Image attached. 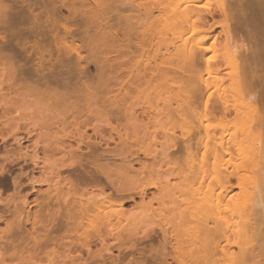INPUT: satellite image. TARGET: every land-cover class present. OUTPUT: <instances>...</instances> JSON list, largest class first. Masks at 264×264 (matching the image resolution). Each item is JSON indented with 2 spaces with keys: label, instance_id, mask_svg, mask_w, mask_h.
<instances>
[{
  "label": "bare ground",
  "instance_id": "bare-ground-1",
  "mask_svg": "<svg viewBox=\"0 0 264 264\" xmlns=\"http://www.w3.org/2000/svg\"><path fill=\"white\" fill-rule=\"evenodd\" d=\"M2 1L3 0H1V2ZM91 1L93 2L91 3L93 6L88 5L89 8H91L86 12H89L88 14L91 19L96 22L98 21L97 15L102 17L101 13L104 11V8L106 9L107 7L103 5L104 3L102 0L98 2L97 0ZM110 1H112V5H110L112 6V11L110 12L107 10L108 8L106 10L109 11V13H111L110 15H113V17L111 16V19L110 16H106V20L102 17V20L107 22L108 26L107 24L105 26L101 24L104 22L102 20L101 22L100 19L99 21L101 23L97 22L99 25L96 23L100 27V31L104 29L108 32L109 30L112 31L111 29L113 28L116 29V31H112V33L115 34H111L109 31L111 34L109 36V42L111 47L114 48H112L114 50L112 54L114 55L115 53L116 58L113 60V64H110L111 68L108 73L106 71H101L100 73L105 79L104 91L108 93L107 99L103 97L104 100L101 104L105 115L102 128L108 129L110 136L106 138L101 136L103 138L97 143L96 140L92 142L89 138H87V141L79 137V140L76 142H86L84 147L86 146V155H88V158H84V153L81 151L84 150L81 148L83 144H81V146L80 143L77 144L78 147H74L75 151L71 149L72 151L69 150L68 152L67 150L68 156H70L69 163L65 164L67 174L65 173L66 176L62 177L63 183L61 181L58 182V184L56 183L57 185L54 184L55 186L52 184L54 187L50 186L54 188L53 190L48 189V191L46 189V191L42 192L40 191L41 189L35 190L36 188H34L32 193L21 195L20 191L23 185L20 184L18 180H14L15 192L17 191L16 194L3 198L0 193V225H6L5 229L0 228V264H7V260H9L11 264H22V262H24V264H79V262H89L90 259L94 258L101 259L102 264H108L107 260L109 259L105 258L104 253H111V247L105 244L106 238H104V236L117 237L118 235L117 238L114 237L116 240L122 237L123 234L116 235L114 233L115 235H113V232L116 231L115 227L117 228V226L114 225H117L118 222L121 223L122 217L124 218L126 215L121 208V204L128 198L126 196H130L128 200L131 201L130 198L135 200L133 198H135L134 196L136 195L140 197L142 203L146 202L143 204L144 207L141 206L142 203L141 205H137L145 209L144 211H152L155 213L153 203H158V205L164 204L166 209L169 207L167 211L157 215L159 223L153 222L151 224L156 225L158 228L157 231L159 230L162 238L166 242H168L169 237L174 240V248H172L174 250L173 252L177 254L175 264H264V0H219L216 8L199 5L197 0H194V2H192V0H185L182 5L178 4L174 8L170 7V3L173 0ZM4 3V5H7L8 2ZM88 3L90 2L88 1ZM8 5L4 7L7 9ZM25 5L28 6V3ZM105 5L107 6V4ZM1 8L2 7H0L1 14L4 15L3 12L7 14L6 10ZM32 8L29 10L31 13L33 12ZM20 9L24 11V8ZM75 9L73 8V12ZM43 10L44 9L41 11ZM57 10L58 12L60 11L58 8ZM11 12L17 13L16 10L15 12L12 10ZM46 12L48 11L44 13ZM76 12H78L77 9ZM13 13L10 14L13 15ZM55 14H57V12ZM35 15H38V13ZM41 16H44V14ZM46 16H48V14ZM5 17H9V14ZM5 17L3 19V16H1L0 18L4 21H9L8 19L10 17L6 20ZM16 17L17 15L15 19L23 16ZM31 17L24 16L22 19L16 20H19V23H16V27L18 26L17 24L30 26L28 27L30 30L24 27L27 29L25 31H31L29 34L18 33L16 27H14L12 31H9L12 26H9V29H5L3 33H0V39L1 41L3 40L2 42L7 40L6 35H4L5 32L9 34L12 32L11 35L8 36H13L15 38L16 36L18 38L19 35L25 34L29 35V38L36 39L30 42V40H27L28 37L24 35L25 37L19 40L20 43H22V40L25 41L23 47H21L26 50V54L24 55L23 53H25V51H19L21 49L20 46H22L17 42L19 38H16V43H13V38L10 37V41L7 40L4 46L7 45L6 43H8V41L13 42L8 44L10 46H6V48L1 47L0 57L5 54V51L11 52L10 54L14 57L19 53V56L23 58L27 56L29 59L33 57V54L36 55L35 53H38L40 58H37L38 56L36 58L42 62H37V68H33L31 65L32 70L27 69L29 67L26 68L24 65H19L15 68L13 66L10 67L8 64L9 66L7 65L5 68L4 64H0L1 76H5L4 80L1 81V85L6 87H0V98H2L0 99V123H2L3 127L0 129V139L5 144L12 142L13 145H16L14 149L7 150L8 147L5 148L4 162H10L12 164L16 160H27L26 158H29L28 160L31 161V163L33 162L36 167H39L41 165L39 151L42 150V152L45 153L47 148L43 149L44 147H39V143L33 139V137H35L31 136V129L33 127H30V129L27 128L28 126L25 127V125L19 122L18 124H16L17 122L13 123L15 114L21 111L19 108H22L18 107V103L25 98V96H19L22 91H26L27 93L30 92V96L33 94H35V96H42L41 98L35 99V102L39 100L45 103V98L49 97L51 101L53 100L55 105L51 104V106L54 107L61 102L66 103H61L65 107L66 105L72 108H74V105L79 106L77 103L82 99L81 96H79L81 93L80 83L84 80L80 82L81 78L79 75L81 76L83 71H81L82 73L80 72L81 74L78 73V68L82 67L78 66V62L83 61L85 58H82L81 55L82 51H80V49H82V46L78 47L76 40L72 38L79 29L77 30L75 27H73V29L72 26L64 23L66 20L61 22L62 18L59 16L60 19L56 18L57 15L48 22L46 19H39L40 17L35 18L38 16H34L32 19ZM90 17H88V19H90ZM93 21L91 20V22ZM108 21L110 22L108 23ZM69 22H72V19ZM166 22L175 24L179 27L178 32L168 38L169 40L165 38L166 40L164 39V41L162 38L165 49H167L166 53L170 54L169 56H166V54H164V56L162 54V56H164V59L166 57L165 60H168L171 67H168L169 64H166L165 66L168 67V69L165 70L166 68L161 65H152L150 62L140 68L129 66L133 58L143 53L146 54V52L151 51L152 48L154 49L155 44L153 45L151 41V39H154V30L157 31L156 26L158 27L159 24ZM0 24V26H2V23ZM6 25H4V27ZM219 25L221 27L223 26V33L225 35V41L223 43L225 47V57L222 55L221 62L217 65L213 66L208 63L201 65V56L208 51L207 48H204L202 45L207 40L206 36L195 43L196 48L194 49L187 50L185 47H179L177 42L175 43V41L182 37L187 31L191 32L192 35L201 32L203 34H210L214 31V28ZM22 27H20L19 32ZM108 28L109 30H106ZM7 30L9 32H7ZM73 30L75 32H73ZM121 31L124 32L122 34L123 37L120 38L119 33ZM48 33L51 37H47ZM109 33L106 34L109 35ZM77 34L79 33L77 32ZM75 36L77 37V35ZM69 37L73 39L70 38V40H72L69 42L71 43L70 45L68 44ZM25 38H27V42ZM44 39H50L49 41L46 40L47 45L46 42H43ZM1 41L0 44L2 43ZM44 43L46 46L43 45ZM79 43L83 45L82 42ZM157 43L158 42H156V44ZM160 43L161 41L157 46H161ZM11 44L12 46L18 44L19 47H17V49L14 48L16 50L13 51L10 49L12 48ZM29 44L33 46H29L32 50L35 48L33 51L28 50ZM88 45L89 44H87V46ZM16 46L14 45L13 47ZM161 47L159 49H161ZM7 48H9V50H7ZM88 48L90 49V47ZM156 48L158 49V47ZM171 49L173 50L170 51ZM2 50L4 51L2 52ZM13 52L18 53L15 54ZM173 55H178V58L181 57L184 62L189 65L190 70L173 69L172 67L174 66L169 62ZM81 58L83 60H81ZM0 59L7 61V56H3V58ZM13 61L8 60V62L12 64L14 63ZM30 62L26 63L30 65ZM20 63L23 64L25 62ZM34 63H36L35 60L31 64ZM43 63H47V67L50 66L49 74H47L48 72L42 73L44 68L41 64ZM15 64L16 63H14V65ZM57 64L60 65V68H66L68 65H71L72 73L67 72V68V70L62 69V71L57 70V72H55ZM220 64L237 68V82L234 86L229 88V91L231 93L236 91L241 96V102H231V100H229L231 95L229 94L223 97L220 96L217 99H212V94L209 92L211 87L205 83L203 84V82H201L202 84L200 83L202 76L199 78L200 76L197 77V73L191 74V72L194 73L196 71L212 73L221 67ZM8 67L13 69L12 71L14 72L11 73V69ZM28 75L31 76V78H29ZM35 75H37V80L34 82L36 86L28 88L26 86L27 84H25L23 88L21 84L27 83L28 81L31 82ZM85 75H82L84 79L86 78ZM193 77H195V79H193ZM14 78L17 79L15 80ZM137 78L140 80L148 78V83L150 84L158 82L160 79H163V82L165 81L162 84H167L168 80V82L172 81L170 82L172 85H177L182 89L184 86L183 84H187V81H189L188 85L185 84L186 89H183V91L185 90V96L182 95L185 99L184 97H182L183 99H176L177 109L176 112L174 111L176 114H168L163 119L159 118V121L155 118L156 120H154L158 121V123L154 122L153 126H164L174 119L175 122L173 123H177L178 126L179 121L176 122V118H178L177 120L180 119L181 125L184 124L183 121L193 122L194 124L192 123L193 126L191 128L193 131L191 133L188 131L187 134L183 132L184 135L180 133L179 136L178 134H174L176 131L173 130L174 132H171V129L168 132L174 136L166 135L168 138L170 137L168 142L166 141L167 137H164L167 142H165L166 144L164 145L167 146L164 148L163 145L162 148L164 149L161 151H159L160 149H155V152L152 149V151H150V149L145 150L144 147V149L140 147H121L125 145L124 143L123 145L121 144L120 148L109 149V143H115L112 136L113 133L119 138V143L117 142V144H120V141H124L121 131L113 127L112 121L120 125V120L127 116L126 111L130 106L126 108V104L123 103L125 102L126 90L131 86L132 81ZM177 80L178 84H175L174 81ZM89 84L91 85L92 81ZM39 86L45 87L43 94H37L40 93L38 91ZM188 88H190V92H188ZM91 95L93 96L92 100L95 101V94L91 93ZM16 96L22 99L18 100ZM4 98L6 99L4 100ZM16 98L18 101H16ZM49 98L46 100H49ZM47 103L46 101L43 105L47 106ZM67 103H71L72 105ZM199 103L200 106L203 103L205 108L208 106L206 110L207 114L203 117L197 116L194 112L196 111L195 108L197 109L199 107ZM19 105L21 106L22 102H20ZM93 105H96V103ZM170 105L172 104L170 103ZM70 112L68 111V113ZM251 113L253 115L255 114L256 117L251 118ZM75 117L77 116L75 115ZM82 118H84V116ZM75 122L73 124L71 123L72 125L70 126L73 127ZM228 122L238 124H234L235 126H232L234 128L232 130L230 128L229 130L226 129ZM78 123L79 120L76 124ZM85 123L83 124L84 126L88 127L90 125H87L89 122L86 125ZM155 123L157 125H155ZM216 123H218V127ZM80 124L76 127H79ZM38 127L40 128V126ZM172 128L176 130V128ZM217 128L221 129L218 130ZM74 129H76V131ZM74 129L75 132L81 131V128ZM94 130L97 135L100 133L98 127H94ZM23 132L26 133L24 135H27V137H20V134H23ZM37 132H39V130ZM72 135H74V133ZM66 136L68 137V134H66ZM78 136L79 135L76 137ZM72 137L74 138V136ZM32 139L36 141L34 143L32 141L33 154L28 155L27 151L23 153L22 146L25 142H29ZM125 139H127V137H125ZM58 140L59 138L57 141ZM45 144L47 145V143ZM65 144L67 145V143ZM93 144H95V146ZM102 145H106L107 148L101 147ZM97 146L103 149H100V151ZM62 147L63 146L60 148ZM95 147H97L100 152H98ZM27 149L28 148H26V150ZM141 155L150 157L153 160L152 163L140 162V160L136 162L139 164V167H135V162L131 163L130 159L140 157ZM108 157L112 159L120 158L122 163L116 165V167L119 166V169L126 173L124 174L125 176L130 175L128 176L129 178H127L128 183L125 181L126 183L123 184L124 178L126 179L127 177L122 175L123 171L120 172L122 177H124H121L123 180L119 178L121 182H119L120 180L117 181V178H112L115 174H111L110 169L112 170L111 166L113 164L110 161L112 159L109 158V160ZM233 159H240L242 161L239 167L236 165V170L232 169L231 165V168L227 166L229 165L227 162ZM225 160L228 161L225 162ZM223 162L226 163V166ZM4 167H0V173L5 170ZM116 172L118 171L114 170V173ZM115 176L118 177L117 175ZM44 182L47 183V180L35 181V183L40 186L44 184ZM109 187L112 188L114 192L116 191V197H114V199L113 196L115 194H109L111 193L110 191L108 196L106 194ZM91 188L92 190L96 188V194L98 189L100 191L99 194L94 195L95 192L92 194L89 191ZM153 189L155 191L151 192ZM237 189L238 193L235 194ZM172 190L173 192L171 193L170 191ZM79 193H82V195ZM170 193H176V195H171ZM149 195L152 196L149 198ZM30 196H35V198L30 201ZM123 196L124 200L122 199L119 205L118 203L120 200L118 203L112 202ZM17 198H20V202H18ZM109 198H112V201H110ZM146 198L148 199V203ZM107 200L108 202H112V204L114 203V205L117 204L118 207L114 206V209L112 208L113 210L111 209V211H109L110 209L108 208L109 212L107 211L106 213L105 211V214L103 213L104 215H101L102 213L100 214V210ZM166 203H172V208L169 205L167 206ZM106 204L107 203H105V205ZM105 205L103 208L106 207ZM33 208H36V210H33ZM104 210L102 209V211ZM98 212L100 216L97 215ZM148 231L150 232V230L146 231L148 235L144 233L147 235L145 237L149 236ZM110 232L112 234H110ZM134 236H136V234ZM27 238L29 239L26 240ZM58 238H60V240ZM128 238L127 239L131 241L130 239H132V237L130 238L129 236ZM4 239L8 242L5 243ZM75 239L77 243L74 241ZM97 239L102 243V250H97V253H94L91 250V246L94 242L93 240L98 241ZM1 241L5 244L1 243ZM58 245L63 246L62 253L59 251L61 255H55L56 251L58 253ZM53 246H56L55 248L57 250H53ZM85 253L87 254V258H84ZM174 253V256H170L176 259ZM24 254L28 257H25ZM110 262L109 264H114L113 259Z\"/></svg>",
  "mask_w": 264,
  "mask_h": 264
},
{
  "label": "rangeland",
  "instance_id": "rangeland-1",
  "mask_svg": "<svg viewBox=\"0 0 264 264\" xmlns=\"http://www.w3.org/2000/svg\"><path fill=\"white\" fill-rule=\"evenodd\" d=\"M88 1L90 3H88ZM98 1L99 0H97V2ZM109 1L110 0H107V2H106V0H102V2L104 4L103 3H101V4H103L105 7H107L108 9L107 8L106 9L111 12L112 11V6H110V5H112V3H111L112 1H110V2ZM184 1L185 0H173L170 3V7L171 8H174L178 4L179 5H182L184 3ZM197 1L199 2L198 3L199 5L212 6L214 8H216L217 5H218V3H219V0H197ZM2 2L3 3L4 2H8L9 3V5L7 3V5H8V8L7 9L5 8V7H7V5H4L6 3L3 4ZM2 2L0 0V5H3V6H0V7H2L1 9L6 10V13L7 14H5V12H3L4 15H2L1 12H0V17L3 16V19H4V17L9 14V17L10 18L9 17H7V18L5 17V20L9 18L8 19L9 21H4V20H2L0 18V21H4L5 22V23L4 22H0V23H2V26H0V33L1 32L3 33V31L5 29H9V26H12V28H10L9 31H12L14 29V27H16V23H19L18 22L19 20L16 21L17 19H22L24 16L25 17H31L33 15L34 16H38V17H35V18H39L40 17L39 19H44V20L46 19L47 22L50 21V19H52L53 17L55 18V16L57 15L56 18H58V19L62 18L61 22L62 21L64 22V20H66L67 22L65 21L64 23H67V25L69 24V26H72V28L75 27V29H77V30L79 29L78 31L76 30L79 34H77V32H75L73 30V32H75V34L73 33L74 35L72 37L74 40H76V43H77L78 47L79 46L80 47L82 46L81 48L83 50L80 49V51H82L81 52L82 58H85L84 60L81 58V60H83V61H79L78 62V66L79 67L82 66V67H80L81 69L78 68L79 69L78 70V73H80L81 71H83V73L81 72L82 75L87 74V75H85V77H86L85 79H84V76H82V75L80 76L79 75V77L81 78V81L80 82H82L84 80L82 83H80V85H81L80 86L81 93L79 94V96H81L82 99L80 101L81 103L80 102L77 103L79 106L74 105V108H72L71 106L70 107L69 106L67 107V105L65 107L64 105L61 104V103H64V102H61V103L58 102L59 104H56V107L51 106V104H54V102H53V100L51 101L49 97L45 98V103H46V101L48 103L46 104L47 106H44L43 104H45V103L43 101L36 100V102H35V99H38L39 97L41 98L42 96L36 95L38 97L35 98L36 97L35 94H33L32 96H30V94H29L30 92L27 93L26 91L25 92L22 91L21 92V95L19 96V97H24L25 96V98H23V100H21L22 98H18L16 96L18 98V100H21L18 103V107H22L23 108V109L22 108H19L23 113L21 111L18 112V113H16L15 116H14L15 117L14 118L15 120H13L14 121L13 123L17 122L16 124H18V122H19L20 124L25 125V127L28 126L27 128H30V127L32 128L33 127L32 128L33 130L30 128L31 131H32V134H33V135L31 134V136L32 137L35 136V137H33V139L36 140L39 143V147H44L43 149H45V148H47V149H46L45 153L42 152V150L39 151L40 152L39 153V157L41 158V161H40L41 162V165L39 167H36L33 164V162L31 163V161L28 160L29 158H26L27 160H25V159L24 160L23 159H20L18 161L16 160L15 162H13L11 164L10 162H8V163L7 162H4V155H5L4 150H5L6 147H8L7 150L14 149L16 147V145H13L12 142H10L9 144H5L0 139V167H2V166L4 167L5 166L4 167L5 170L2 173H0V193L2 194V197L3 198H6V197H10V196L16 194V192H17V191L15 192L14 180H18L20 182V184L23 185L22 190L20 191L21 192V195H25V194H28V193H32L33 190H34V188H36L35 190L41 189L40 191H42V192L46 191V189L47 190L48 189H52L53 190L54 189L53 187L55 185H57L58 182H61L62 181V183H63V178L62 177H65L66 176L65 173L67 174V168L65 167V164L69 163V160H70V156H68L69 154L67 153V150H68V152H69V150L72 151L71 149H73L75 151V148L78 147L77 144L80 143V142H76V141L79 140V137H80V139H83L84 138L87 141H88L87 138H89V139H91L92 142H95V140H96V143H97V142L101 141V139L103 137L106 138L107 136H110L109 135V130L106 129V128H102V126L104 125V121H105V115L103 113L101 104H102V101L104 100V98L107 99L108 93H106L104 91V86H105L104 80L105 79H104L103 76H101L100 73H101V71H106L108 73L109 70H110V68H111L110 64H113V60L116 58V56H115L116 54L115 53H114V55L112 54L114 52V50H113L114 48L111 47L110 42H109V36L111 34H115V33H112V31L114 32V31H116V29L113 28L114 30L111 29L112 31H110L109 28L106 29V30H109L111 32V34L109 33V31L107 32L104 29H101V31H100V27L98 26L99 25L98 23H101L102 21L104 22V20H106V16H110V18L112 19L113 15H110L111 13H109V11H107L104 8V11H102V13H101V15L104 18V20H102L103 18L101 16L97 15L98 21H96V18L94 17V20L96 21V22H94L93 19H91L90 15L88 14L89 12H86V11H89V9L91 8V7L89 8V6H93V4H91V3H93L91 0H23V1L22 0H6V1L3 0ZM192 2H194V0H192ZM27 3H28V6L25 5ZM63 3H64V5H63ZM23 4H24V7H23ZM105 4H107V6ZM119 5H120V3H119ZM64 6H65V8H64ZM10 7H11V10H10ZM43 7H45V8H43ZM66 7H67V9H66ZM20 8H24L23 10L25 12L22 11V9H20ZM31 8H32V11H33L32 13H31V11H29ZM41 8L44 9L45 11H48L49 13L48 12L44 13L45 11L44 10H43L44 12L41 11L42 10ZM57 8L60 9L59 12H58ZM73 8L74 9L76 8L78 12H76V9L73 12ZM87 8H88V10H87ZM121 8H122V5H121ZM12 10L14 12L16 10L17 13L11 12ZM53 10L54 11L57 10V11L54 12ZM71 10H72V12H71ZM9 12L10 13H13V15H15V16L17 15V17H20V16H23V17H20V18H17L16 17L17 19H15V16H13L12 14H10ZM39 12H41V13H39ZM56 12H57V14H55ZM61 12H62V15H61ZM28 13H31L33 15L28 14ZM36 13H38V15H35ZM86 13H87V16H86ZM42 14H44V16H41ZM45 14L46 15L48 14V16H46ZM59 14L61 15V17H60ZM10 15H12L13 17L10 16ZM66 16H67V18H66ZM33 17H31V19ZM88 17H90V19L94 23L91 22V20L88 19ZM70 18L72 19V22H69V21H71ZM107 18H109V17H107ZM74 19H76V20H74ZM99 19H100V21L101 20L102 21L100 22ZM111 19H108V20H111ZM88 20H90V21H88ZM109 22L110 21H108V23ZM6 24L7 25L8 24H11V25H8L7 26ZM101 24H104V26H105L107 24V22H104V23H101ZM4 25H6V26L4 27ZM17 25L18 26L16 28H17L18 33H26V34H29L31 32V31L30 32L25 31L27 29L24 28V27L28 28L30 26H25V25L23 26V25H20V24H17ZM107 26H108V24H107ZM2 27H4V28H2ZM20 27H22V28H21V31L19 32ZM156 29H157V31L154 30V39H151V41L153 42V45L155 44L154 45L155 46L154 49L152 48L153 50L151 49V51L146 52V54L143 53V54L138 55L135 58H133L132 61L129 63V66L140 68V67L145 66L146 63H149L150 62L152 65L158 64V65H161L162 67L166 68L165 70L168 69V67L170 66V64L168 63V60L167 61L165 60L166 57L164 59V56H165L164 54H166V56H169L170 54L169 53L168 54L166 53L167 52V49H165V46H164V44H163L162 41L165 38L168 39L172 35L176 34L178 32V30H179V27L177 25H175V24L166 22V23L159 24L158 27L156 26ZM102 30H104V31H102ZM9 31L7 30V32H9ZM62 31H64V30H62ZM121 32L119 33L121 35V36L119 35L120 38L123 37L122 34H123L124 31H121ZM155 32H156V34H155ZM5 33H4V35H6L7 40H9V38L12 37L13 39L12 38L11 39L14 42L13 41L9 42L10 41L9 40L8 43H6L7 45L4 46L5 42H7V40L4 41V42H2L3 40L1 41V39H0V41L2 42L0 44V49H2L1 47H3V48L5 47L6 48V46L7 47L10 46L8 44H10L12 42L13 43H16L15 41L18 38L19 39H18L17 42L19 44L20 43L19 40H21V38H24L25 36L28 37V39L25 38V40L26 39L27 40H30V42H33L34 40H36L35 38L34 39L33 38H29L30 36L29 35H25V34H24L25 36L21 34L22 37L19 35L20 37L18 36V38L16 36V38H17L16 39L13 36H8V35H11L12 32H10V34L9 33H6L5 34ZM106 33H109V35L106 34ZM102 34H105V35H102ZM63 35H64V32H63ZM75 35H77V37ZM205 36L207 37V40L202 45H203L204 48H207L208 51H206L205 53H203V55L201 56V59H202L201 60V65L206 64V63H208L210 65H213V66L214 65H217V64H219L221 62L220 60H221V58L225 54V47H224V44H223L224 41H225V35L223 33V26L222 27L220 25L219 26H216L214 28V31L211 32L210 34H208V33L207 34H203L201 32L199 34L192 35L191 32L187 31L182 37L178 38L175 41V43L177 42V45H179V47H185L187 50L188 49H194V48H196V46H195L196 44L195 43H197L198 41H200ZM47 37H51L49 33L47 34ZM70 38L71 37L68 38V44L69 45L71 44L69 42L73 40L72 38H71L72 40H70ZM75 38H77V39H75ZM162 38H163V40H162ZM90 39H91V41H90ZM27 40H26V42H27ZM46 40L44 39L43 42H46V45H47V41H49L50 39L47 40V41ZM82 40L84 41V43L87 41L88 43L87 42L86 43L89 44L90 46L89 45L87 46L86 43H85L86 44L85 45ZM160 41H161L160 44H161L162 47L161 46H157V44ZM79 42H82L83 45H81V43H79ZM156 42H158V43L156 44ZM23 43H25L24 40H22V43L19 44V45H22V46H20V48L23 47V45H24ZM18 44H14L15 46L17 45L16 47H13L14 45L12 46V44H11V47L12 48H10V49L13 50V51L16 50L17 47H19ZM30 44L28 45V47L29 46L30 47H33ZM43 45H45V43ZM30 47H29V49L28 48L27 49L28 50H31V51H33L35 49L34 48L32 50V48H30ZM52 47H54V46H52ZM88 47H90V49ZM156 47H158V49ZM160 47H161V49H159ZM14 48H16V49H14ZM20 48H18V49H20ZM7 50H9V48H7ZM21 50H23V51H21ZM172 50L173 49H171L170 51H172ZM3 51L4 50H2V52ZM19 51H21V52H24L25 51V53H23V54L24 55L26 54V50H24L23 48H21ZM7 52H8V54H7ZM4 53L5 54H3L0 58H3V56H7V59H6L7 61H4L3 59H0V64H4V67L5 68H6V66L8 64L10 65V67L13 66L15 68L17 66H19V65H24L26 68L29 67V68H27L29 70H32V68H31L32 66H33V68H37L38 67L36 65L37 62L39 61V59H37V58H40V56H39L38 53H35L36 55L33 54L32 55L33 57L30 58V59L27 58V56H26V58H23L22 56H19V53L18 52H13L15 54L18 53L17 54L18 56L16 55V57L12 56V54H10L11 52H9V51H5ZM23 54H21V55H23ZM162 54L164 56H162ZM8 56H11V57H8ZM4 58H6V57H4ZM15 58H16V60H15ZM8 60L9 61H13L14 60L13 62L16 63V64L14 65V63L12 64L11 62H8ZM26 60H28V61H26ZM34 60H35L36 63L31 64ZM2 61H3V63H2ZM171 61H169V62L171 63L172 66H174V67H172L173 69L190 70L189 65L186 64L181 57L178 58V55H176V56L173 55L171 57ZM5 62H7V63H5ZM20 62H25V63L26 62H30V65H29V63H26V64L23 63L22 64ZM40 63H42V62H40ZM43 64H41V66L44 68V70H43L42 73H47L48 72L47 74H49L50 66L47 67V65H48L47 63H43ZM88 64H89V66H88ZM166 64L167 65L169 64L168 67L165 66ZM86 66H88V67H86ZM10 67H8V68H10ZM58 67H59V69H58ZM56 68H57V69H55L56 71L54 70L55 72H57V70L58 71L59 70L62 71V69H66L67 68L69 70L68 71L66 69L67 72L72 73L71 72L72 71L71 65H68L66 68H62V67L60 68V65L57 64ZM86 68H88V69H86ZM12 70L13 69H11V71H10L11 73L14 72ZM86 70H87V72H89V71L90 72L87 73ZM192 71H195V70H192ZM64 72H65V70H64ZM84 72H86V73H84ZM195 73H197V77L200 76L199 78H201V76H202L200 83L203 82V84L205 83V84H207V85H209L211 87L210 90H209V92L212 94V96H211L212 99L213 98L214 99H217L220 96L223 97V96L229 94V95H231L230 98H229V100H231V102H233V103H239V102H241V98H240L241 96L236 91H233L232 93L229 91V88L231 86H234L236 84V82H237V79H238V70H237L236 67H234V66H224V65H221L220 68H218L217 70L213 71L212 73H206L204 71L203 72L196 71L194 73L191 72V74H195ZM1 74L2 73L0 72V87L3 88L4 86L1 85V81L4 80V77L5 76H1ZM36 76L37 75L34 76V79L33 80L30 79V80H32L31 82L28 81L27 83L21 84L22 87L25 86V84H27L26 86L28 88L29 87H35L36 85H34V84H36V83H34V82H35V80H37ZM29 78H31V76H29ZM193 79H195V77H193ZM193 79H192V81H193ZM162 80L163 79H160L158 82H153L152 84L148 83V78H146L145 80H140V79L137 78V79H135V80L132 81L131 86H129L127 88V90H126L125 102H123V103L126 104V108H128L130 106L129 109L126 111L127 112V116L123 117L120 120V125L117 124L115 121H112L113 127L118 128L121 131V133L123 135L124 141H122V142L120 141V144H117V142L119 143V138H118V136L115 133H113L112 136H113V139H114L115 143L114 142H110L109 145H108L109 149L120 148L121 144L123 145V143H124L125 145H123L121 147H127V146L128 147H135V148H139V147L140 148H143L144 147L145 150L146 149H150V151H152V150L154 151L155 149H157V150L160 149L159 151H161L162 149L165 148V146H167V145H164V144H166L169 141V138L170 137L168 138L166 135H168V136H171L172 135V134H170L168 132L171 129H172L171 132L174 130V131H176L174 134H176V135L178 134L179 136H180V133H181V135H184L183 132H185L187 134L188 131H189V133H191L193 131V129H191L192 126H193L192 125L193 122L191 123L190 121H183L184 124L182 123L183 125H181L180 119L177 120L178 118H176V122L179 121L178 122L179 123L178 126H177V123L176 124L173 123V122H175L174 121L175 119L172 120V122H170L171 124L169 123V124H166L164 126H155V127L153 126L154 125L153 124L154 122H157L158 123L159 118L160 119L161 118L163 119L168 114H172V113H174V115L176 114L175 113L176 112V109H177V102L176 101L178 99H183L182 97L185 96L184 95L185 90L183 91V89H186L185 86L188 85V83H189V81H187V84L185 83L186 85L183 84L184 86H183V89H182L181 87H179L177 85H172V83H170L172 81H169L168 82V80H167V84L165 83L166 85L165 84H162V83L165 82V81L163 82ZM197 80H198V78H197ZM91 81H92V84L90 85L89 83H91ZM17 82H18V80H17ZM32 82H33V84H32ZM174 82H175V84H178L177 83L178 80L177 81H174ZM190 83H191V81H190ZM30 84H32V85H30ZM85 86H87V87H85ZM4 88H6V87H4ZM38 88H39L38 91L40 93H37V94H43L45 87L39 86ZM188 89H189L188 92H190V88H188ZM22 93L25 94V95H23ZM91 93H94L95 94V96H96L94 98L95 101L92 100L93 99L92 98L93 96L91 95ZM26 96H28V97H26ZM17 98H16V101H18ZM48 98H49V100H46ZM186 98H187V96H186ZM0 99H2V98H0ZM5 99L6 98H4V100ZM184 99H185V97H184ZM20 102H22V105L21 106L19 105ZM94 102L96 103V105H93V104H95ZM170 103L172 105H170ZM203 103H202L201 106H200V103H199L198 104L199 107L197 109L195 108L196 111H194V112L197 114V116H200V117L202 116L203 117L205 114H207L206 110H207V107L208 106H206V108H205V106H204L205 103H204V105H203ZM64 104H66V103H64ZM67 104H71V103H67ZM44 109H46V110H44ZM73 109H74V111H73ZM89 110H90V112H89ZM68 111L69 112L71 111V112L68 113ZM208 112H209V108H208ZM73 114H74V116H73ZM196 114H194V115H196ZM20 115H22V116H20ZM75 115L77 117H75ZM83 116H84V118H82ZM251 116H252L251 118H255L256 117V115L255 114L253 115L252 113H251ZM77 118H79V119H77ZM155 118H157L158 121H155L156 120ZM78 120H79V123L78 124L81 123L80 124L81 127H80V125H79V127H76V126H78V124H76V122H78ZM74 122H75V124H74L75 127L73 126L74 128H79V129L81 128V131H77L80 134H78L77 132H75L76 129H74L72 126H70ZM62 123H63V125H62ZM84 123H85V125L87 123H88L87 125H89V124L90 125L87 127V126H84L83 125ZM67 124H68V126H67ZM216 124H217V127H218V123H216ZM234 124L237 125L238 123H234V122L233 123H230V122H228L227 123L228 126L225 125L226 126V129H229L230 130V128H231V130H232L234 128L232 126H235ZM155 125H157V124L155 123ZM38 126H40V128ZM82 126H83V128H82ZM84 127L86 129L87 128L88 129L86 130ZM94 127H98L100 129V131H99L100 133H98V135L96 134V132L94 130ZM172 127L176 128V130L173 129ZM2 128H3L2 127V123H0V129H2ZM59 128H60L61 131L59 130ZM37 129L39 130L40 134H39V132H37L38 131ZM217 129L220 130L221 128L220 129L217 128ZM85 130H86V132H85ZM62 132H63V134H62ZM64 132L66 134H68V137L66 136V134ZM69 133H70V136H69ZM73 133H74V135H72ZM76 133H77V135H79L78 137H76L77 136ZM84 133H85V136H84ZM24 134H26V133L23 132V134H20V137H22V138L27 137V135H24ZM71 135L74 136V138L75 137L76 138L74 139ZM101 136H103V137H101ZM165 136L167 137V140H166L167 142L165 141V138H166ZM172 136H174V135H172ZM66 137H67V139L65 140ZM125 137H127V139H125ZM58 138H59V140H58L59 142L57 141ZM33 139L31 141H29V142H25V144L23 143L24 144L22 146V149H23L22 152L23 153H26V151H27L28 152V155H32L33 154V146L32 145H33L34 142H36ZM60 139H62V140H60ZM32 141H33V143H32ZM84 142H85V140H84ZM45 143H47V145ZM59 143H61L62 145L59 144ZM65 143H67V145ZM42 144H44L45 146L42 145ZM81 144H83L82 145L83 147H81V148L84 149V150H81L84 153L83 156H85L84 158H88V155H86L87 154L86 146L84 147V144L86 145V142L85 143H80V146H81ZM69 145H71L72 147L69 146ZM93 145L95 146V144H93ZM61 146H63L62 148H64V149L60 148ZM162 146L164 148H162ZM97 147H99V146H97ZM97 147H95V149L97 151H98V149L99 150L100 149H103L101 147L107 148L106 145H102L98 149H97ZM26 148H28V149L26 150ZM65 149H66V151H65ZM81 151H79V152H81ZM84 151H86V152H84ZM100 151H98V152H100ZM64 153H67V154H64ZM44 154H46V155H44ZM109 158L110 157H108V159ZM110 159H112V158H110ZM130 160H131L130 161L131 163H134L135 162L134 163L135 164V167H139V164L136 163V162H139L140 160H141L140 162H145V163L146 162L152 163V161H153L150 157H145L143 155H141L140 157L131 158ZM110 161L113 164L111 166L112 167V170L110 169L111 174H113V175L115 174V175L118 176V177H116L114 175L115 177L114 176L112 177V175H111V177L114 178V179L117 178L118 179L117 181H119L120 179L123 180L122 178H124V177L127 176L126 179L124 178V182L122 181L123 184H125L127 182V178H129L128 176H130V175H126L125 176L124 174H126V173H124L123 170L119 169V166L116 167V165H120L122 163V161L120 160V158H113ZM227 161L225 160V162H227ZM225 162H223V163L226 166V163ZM241 163H242V161L240 159H238V160L237 159H233V160H230V161L227 162V164H229L227 166H230L231 165L232 166V169L236 170L237 166L239 167V165H241ZM113 166L116 167V168H114ZM231 166L229 168H231ZM114 170H116L118 172L114 173ZM120 172L123 173L122 175H124V177H122V175H121ZM118 174L121 175V176H119ZM48 179H49V181H48ZM40 180L41 181L42 180L43 181L47 180V183L44 182V184H42L41 186L35 183V181H40ZM121 180L119 182H121ZM52 184L53 185L55 184V185L53 186ZM50 186H53V187H50ZM89 191L92 194L95 192L94 195H97L100 192L97 189L98 192L96 194V188H94L93 190L91 188V189H89ZM109 191L111 193H109ZM154 191L155 190L153 189L151 192H154ZM90 192H89V194H90ZM115 192L113 191L112 188L109 187L107 189V191H106V194H107V196L109 194H113L114 195ZM170 192L172 193L173 190L170 191ZM237 193H238V189H237V191H235V194H237ZM79 194L82 195V193H79ZM174 194L176 195V193H174ZM174 194H171V195H174ZM150 196H152V195H149V198H150ZM114 197H116V194L113 196V199H114ZM126 197H128V198H126ZM126 197H125L126 200L123 199L124 198V196H123V197L117 198L118 200L115 199L113 201H112V198L111 199L109 198V200L112 201V202H114V203L115 202L118 203V201L120 200V202L118 203V205L121 203V200L122 199L124 200V202L122 201L123 203L121 204L122 205L121 208L123 209L124 213L126 214L124 216V218L125 217H127V218L124 219L122 217V219H121L122 222L121 221H120L121 223L118 222L119 225H118V223H117V225H114V226H117V228L115 227V230L116 231L113 232V235H115V234L116 235L117 234H123L122 237H119L116 240V239H114V237H116V236H114V237L104 236V238H106L105 239V244H107L108 246L111 247V253H104L105 258L109 259V260H107V263L108 264L111 263L110 261H112V259H113V263L114 264H138V262H139V264H141V262H142V264H146V263L147 264H175L176 263V260H177V254L173 252L174 251L173 250V248H174L173 247L174 246V240L169 237L168 242H166L162 238L159 230L157 231L158 228L156 227V225L151 224L153 222L159 223V218L157 217V215L161 214L164 211H167L169 207H167V209H166V206L164 204H163L164 205L163 206V205H158V203H155V204L153 203V208L155 209V213L152 212V211H149L148 212V211H144L145 209H142L140 207V205H141L142 202H141V199H140L139 196H137V195L134 196L135 198H133V199H135V200H132L130 198L131 201L128 200L130 196H126ZM131 197H133V196H131ZM34 198H35V196H30V201H32ZM39 199H41V198H39ZM17 200H18V202H20V198H17ZM147 200L148 199L146 198V201ZM109 202L107 200V202H105L107 204L105 205V203H104V205L106 207L103 208L104 207V205H103V207L101 208V210H100V214L102 213L101 215H104L105 214V211L107 213V211L109 209H110L109 211H111V209L114 206H117L118 207L117 204L114 205V203L112 204V202H110V203ZM145 203L146 202L142 203L141 206H143V204H145ZM147 203H148V201H147ZM138 204H140V205L137 206ZM166 204H167V206L169 205L171 208L173 206L172 203H171L172 205L170 203L169 204L166 203ZM102 209L103 210L105 209V210L102 211ZM33 210H36V208L35 209L33 208ZM100 214H99V212L97 213V215H99V216H100ZM153 227H154V230H153ZM0 228L1 229H5L6 228V225L5 224H1L0 225ZM147 230H150V232L148 231L150 237L149 236L148 237H145V236L148 235V233L146 232ZM172 230L174 231L173 228H172ZM117 231H118V233H117ZM129 233H131V234H129ZM144 233L147 234V235H145ZM110 234H112V233L110 232ZM135 234H136V236H134ZM119 236H121V235H119ZM129 236H130V238L132 237V239H130L131 241L128 240L129 239L128 238ZM117 237H118V235H117ZM28 239L29 238H27L26 240H28ZM58 239L60 240V238H58ZM64 239H66V238H64ZM64 239H62V240H64ZM97 240L98 241L93 240L94 242H93V244L91 246V250L94 253H97V250H99V251L102 250V243L99 241V239H97ZM170 240H171V242H170ZM74 241L77 243V240L76 239ZM7 242L8 241L5 240V243H7ZM61 242H63V241H61ZM1 243H4V242L1 241ZM55 247L56 246H53L54 249L53 248L52 249L55 250L56 249ZM62 247L63 246L58 245V247H57L58 248V253L56 251L55 255H57V254L59 255L60 254L59 251L62 253V250H63ZM171 249H172V251H171ZM173 253L175 254L176 259L174 257H172L174 259L171 258V256H174ZM26 254H27V252H26ZM165 254H166V256H165ZM167 254L169 256L170 255L171 256L169 257ZM84 255L86 256L87 254L85 253ZM24 256H25V254H24ZM85 256H84V258H87V256L86 257ZM25 257H28V256L26 255ZM174 260H175V262H174ZM129 261H130V263H129ZM7 264H11V262H9V260H7ZM22 264H24V262H22ZM79 264H102V261L99 258H97V259L94 258V259H90L89 262H79Z\"/></svg>",
  "mask_w": 264,
  "mask_h": 264
}]
</instances>
